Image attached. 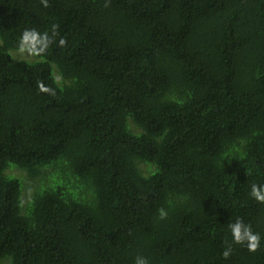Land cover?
<instances>
[{"label":"trees","instance_id":"1","mask_svg":"<svg viewBox=\"0 0 264 264\" xmlns=\"http://www.w3.org/2000/svg\"><path fill=\"white\" fill-rule=\"evenodd\" d=\"M253 184L264 0H0V262L264 264Z\"/></svg>","mask_w":264,"mask_h":264},{"label":"clouds","instance_id":"2","mask_svg":"<svg viewBox=\"0 0 264 264\" xmlns=\"http://www.w3.org/2000/svg\"><path fill=\"white\" fill-rule=\"evenodd\" d=\"M251 195L254 196L257 200H264V185H261L259 188H257V186L253 184L251 187ZM159 214L161 218H164L167 215V213L163 209L160 210ZM229 227L231 229V234L235 242L241 243L246 240L249 250L254 251L256 249L260 237L258 234L253 233L247 225L243 224L240 220H237ZM227 254V252L224 253V255ZM135 264H149V262L147 258L143 256H137Z\"/></svg>","mask_w":264,"mask_h":264},{"label":"rangeland","instance_id":"3","mask_svg":"<svg viewBox=\"0 0 264 264\" xmlns=\"http://www.w3.org/2000/svg\"><path fill=\"white\" fill-rule=\"evenodd\" d=\"M27 55V54H26ZM12 167H14L13 165H11V168ZM28 190H29V188H28ZM28 193H27V197H28ZM25 198H26V196H25ZM21 207H22V195H21ZM0 264H10V260H9V258H5V259H3L1 262H0Z\"/></svg>","mask_w":264,"mask_h":264}]
</instances>
